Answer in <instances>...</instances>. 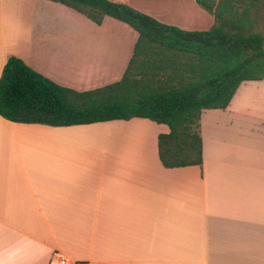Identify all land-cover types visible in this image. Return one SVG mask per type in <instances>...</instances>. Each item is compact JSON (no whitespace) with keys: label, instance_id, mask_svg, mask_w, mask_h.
Instances as JSON below:
<instances>
[{"label":"crops","instance_id":"0c3cea01","mask_svg":"<svg viewBox=\"0 0 264 264\" xmlns=\"http://www.w3.org/2000/svg\"><path fill=\"white\" fill-rule=\"evenodd\" d=\"M126 1L183 31L215 24L196 0ZM138 38L53 1L0 0V79L15 56L60 86L101 88L122 79ZM251 83L264 80L203 112L201 167L165 168L158 143L170 129L149 119L50 127L0 115V264H49L56 253L90 264H264V90L250 97Z\"/></svg>","mask_w":264,"mask_h":264},{"label":"trees","instance_id":"16d2710c","mask_svg":"<svg viewBox=\"0 0 264 264\" xmlns=\"http://www.w3.org/2000/svg\"><path fill=\"white\" fill-rule=\"evenodd\" d=\"M96 25L106 17L139 35L122 79L86 92L60 86L11 56L0 79V115L11 122L72 127L134 118L169 127L159 136L167 169L202 166L201 118L227 109L239 87L264 80V0H196L215 18L205 32L166 26L126 0H49Z\"/></svg>","mask_w":264,"mask_h":264},{"label":"built area","instance_id":"2783aa9c","mask_svg":"<svg viewBox=\"0 0 264 264\" xmlns=\"http://www.w3.org/2000/svg\"><path fill=\"white\" fill-rule=\"evenodd\" d=\"M49 264H90V263L73 261L64 255L56 253Z\"/></svg>","mask_w":264,"mask_h":264},{"label":"rangeland","instance_id":"374dc122","mask_svg":"<svg viewBox=\"0 0 264 264\" xmlns=\"http://www.w3.org/2000/svg\"><path fill=\"white\" fill-rule=\"evenodd\" d=\"M248 85H254V86H257V87H255V91H254V93H252L251 95H250V97H253V95H255L256 94V96H260L259 95V93H260V90H264V84H263V86H260V87H258L260 84H257V83H251V84H248ZM262 85V84H261ZM248 87V86H247ZM261 93H263V92H261Z\"/></svg>","mask_w":264,"mask_h":264}]
</instances>
